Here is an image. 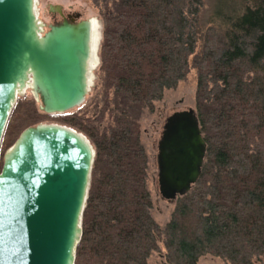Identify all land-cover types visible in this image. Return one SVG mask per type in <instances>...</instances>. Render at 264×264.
Returning a JSON list of instances; mask_svg holds the SVG:
<instances>
[{"label":"trees","instance_id":"trees-1","mask_svg":"<svg viewBox=\"0 0 264 264\" xmlns=\"http://www.w3.org/2000/svg\"><path fill=\"white\" fill-rule=\"evenodd\" d=\"M112 0L99 11V65L77 108L46 115L17 98L0 143L42 122L69 127L94 149L74 264H228L264 257V0ZM193 69L206 145L199 179L153 217L141 118Z\"/></svg>","mask_w":264,"mask_h":264},{"label":"water","instance_id":"water-1","mask_svg":"<svg viewBox=\"0 0 264 264\" xmlns=\"http://www.w3.org/2000/svg\"><path fill=\"white\" fill-rule=\"evenodd\" d=\"M92 20L41 30L35 0H0V143L26 86L46 115L79 107L88 92ZM206 154L192 109L168 116L157 144V186L174 202L199 179ZM94 149L59 124L25 129L0 169V264H74Z\"/></svg>","mask_w":264,"mask_h":264},{"label":"rangeland","instance_id":"rangeland-1","mask_svg":"<svg viewBox=\"0 0 264 264\" xmlns=\"http://www.w3.org/2000/svg\"><path fill=\"white\" fill-rule=\"evenodd\" d=\"M112 0H35V14L37 23L41 26V30L46 32L49 25L61 21L65 16L76 17L80 20L95 19L99 26V44L101 41L102 24L99 18V11L107 3ZM221 0H207L204 9L207 10L210 5H219ZM97 48V64L91 72V80L87 95L92 93L96 80V70L99 65ZM195 90H196V73L193 69L190 70L186 79L178 84L174 90H169L164 93L163 99L155 103L152 113L145 112L141 118V141L145 148L148 157V189L153 202V217L155 221L164 226L174 209V203L161 199L157 186V144L161 137L162 127L168 116L177 111L192 109L195 111ZM27 97L33 99L36 105H40L37 100L31 95L29 89L24 94L17 98ZM40 124H57L52 122H42ZM23 132V131H22ZM19 130H13L4 146L2 159L4 155L11 150L19 136L22 134ZM147 264H165L162 255L154 253ZM197 264H228L227 262L206 255L199 259ZM261 264H264V257Z\"/></svg>","mask_w":264,"mask_h":264},{"label":"bare ground","instance_id":"bare-ground-1","mask_svg":"<svg viewBox=\"0 0 264 264\" xmlns=\"http://www.w3.org/2000/svg\"><path fill=\"white\" fill-rule=\"evenodd\" d=\"M92 26H91V40H90V56L89 59L87 61V80H88V85L90 84V80H91V72L93 70V68L95 69L96 67H94L97 64V48L99 45V26L97 25V22L95 19H93L92 21ZM29 86H26L25 89L22 92H19V95H22L25 93V91L28 89Z\"/></svg>","mask_w":264,"mask_h":264},{"label":"flooded vegetation","instance_id":"flooded-vegetation-1","mask_svg":"<svg viewBox=\"0 0 264 264\" xmlns=\"http://www.w3.org/2000/svg\"><path fill=\"white\" fill-rule=\"evenodd\" d=\"M63 18H65V19H67V20H70V21L79 22V21H77L76 17L65 16V17H63ZM63 18H62V19H63ZM62 19H61V21H62ZM61 21H59V22H55L54 24L60 23Z\"/></svg>","mask_w":264,"mask_h":264}]
</instances>
